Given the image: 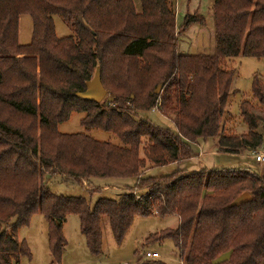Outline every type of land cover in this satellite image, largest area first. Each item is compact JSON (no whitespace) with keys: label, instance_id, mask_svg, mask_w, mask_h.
Returning <instances> with one entry per match:
<instances>
[{"label":"trees","instance_id":"16d2710c","mask_svg":"<svg viewBox=\"0 0 264 264\" xmlns=\"http://www.w3.org/2000/svg\"><path fill=\"white\" fill-rule=\"evenodd\" d=\"M138 2L139 12L131 0H0V112L31 120L25 128L0 120V264L29 257L15 230L36 213L49 224L55 262L65 244L60 225L73 214L94 256L100 253L102 218L119 243L134 217L175 216L174 230L146 242L170 240L184 264H264V176L177 170L143 177L150 168L191 159L188 144L197 139L215 138L217 153L229 155L263 144L256 129L264 127V81L252 80L256 109L239 104L246 134L223 135L219 120L233 76L221 62L237 56L264 60V0H213L214 53L204 56L176 54L173 0ZM22 15L31 21L26 45L17 42ZM53 16L69 36H55ZM194 23L202 21L186 16L182 30ZM96 69L110 103L75 97ZM151 109L173 131L154 126L144 114ZM72 112L83 114L84 130L110 133L120 145L59 133L57 125ZM52 177L89 188L96 180L135 183L115 200L99 198L89 207L82 198L51 194L46 182ZM243 192L249 202L225 208ZM222 255L227 259L214 263Z\"/></svg>","mask_w":264,"mask_h":264},{"label":"rangeland","instance_id":"374dc122","mask_svg":"<svg viewBox=\"0 0 264 264\" xmlns=\"http://www.w3.org/2000/svg\"><path fill=\"white\" fill-rule=\"evenodd\" d=\"M212 1L173 0V9L175 6L176 10L173 33L176 37V54L204 56L214 53L213 35H199L198 30L200 28L195 25L191 29L185 28L184 32L179 29L183 27V21L186 16L195 15L196 18H202L205 22V25L202 26L204 34H210L212 31ZM131 2L134 5L135 12H139L138 0H131ZM52 22L54 34L57 38H64L70 35L58 16H53ZM182 32L183 34L180 35ZM30 35V18L22 15L18 19V44H28ZM221 69L232 71L233 76L223 113L219 120V130L223 135H244L247 133V128L239 116V104L242 101H246L252 104V108H257L251 97V84L254 78L264 81V60L237 56L221 62ZM128 110H131V106H128ZM144 114L154 126L173 131L171 122L160 114L151 113V110ZM82 116L83 114L81 113H70L65 122L57 125V131L62 134L84 133L95 141L120 145L119 141L110 133L95 129L84 130L79 125V120ZM0 120L20 128H25L23 126L31 121L13 113H8L6 110L0 112ZM256 133L261 137V141L264 144V127H258ZM216 141L215 138L197 139L194 144H188L191 154L194 155L191 159H185L178 165L170 164L163 167L150 168L143 172V177L165 176L181 169H188L192 172L243 170L248 174L264 176V164H256L250 152L240 150L237 155L220 154L216 150ZM201 153L204 155L201 156ZM139 157L143 158L141 153ZM145 166L149 167L147 162ZM134 181V179L92 181L93 186L98 188V191H96L95 187H86L84 182L79 184L71 180L63 181L59 177H52L47 180L46 185L50 193L57 197L82 198L89 207H92L99 198L115 200L120 194L127 192V189H131L134 186ZM91 189L94 192H90ZM9 224L13 225L14 220L11 219ZM99 226L101 233L100 253L94 256L89 253L84 238L80 234L77 216L73 214L65 215L59 228L65 244L58 261L55 262L49 253L47 244L49 224L41 214L36 213L29 218L27 225L19 226L15 230L17 241L23 242L29 254L28 258L20 256L18 264H142V254L147 250L157 252L158 260L165 264H184L183 260L178 259L176 249L170 240H159L158 237L154 242H146L151 235L175 229V216L162 218L156 216L134 217L119 243L114 241L105 218H102ZM225 259H227V255H222L214 263Z\"/></svg>","mask_w":264,"mask_h":264},{"label":"water","instance_id":"95a60500","mask_svg":"<svg viewBox=\"0 0 264 264\" xmlns=\"http://www.w3.org/2000/svg\"><path fill=\"white\" fill-rule=\"evenodd\" d=\"M159 88L155 90L157 93ZM75 97L81 101H87L92 103H100L103 99L110 103L112 98L106 97V91L102 87L99 79V69H96L93 73L92 78L85 83V90L82 93H76ZM251 200L248 193L243 192L235 197L228 205L225 206L226 209L238 207L244 203Z\"/></svg>","mask_w":264,"mask_h":264},{"label":"built area","instance_id":"2783aa9c","mask_svg":"<svg viewBox=\"0 0 264 264\" xmlns=\"http://www.w3.org/2000/svg\"><path fill=\"white\" fill-rule=\"evenodd\" d=\"M152 112H154V109H151V113ZM251 156L256 164H264V144L251 152ZM142 258L145 260L158 259V254L156 252L144 251Z\"/></svg>","mask_w":264,"mask_h":264},{"label":"crops","instance_id":"0c3cea01","mask_svg":"<svg viewBox=\"0 0 264 264\" xmlns=\"http://www.w3.org/2000/svg\"><path fill=\"white\" fill-rule=\"evenodd\" d=\"M175 6H174V24H175ZM193 17H196L195 15H193ZM198 17V16H197ZM19 19V18H18ZM198 19H201V21H202V24H197V23H194V24H190L189 26H187L186 28L187 29H191V28H193L192 26L193 25H195V26H197V27H199L197 30H198V34L199 35H213V39H214V25H213V16L211 15V19H212V31L210 32V34H204V29L202 28V26H204L205 25V22H204V20L202 19V18H199L198 17ZM176 27V26H175ZM17 28H18V23H17ZM177 28V27H176ZM179 29H181L182 30V28H179ZM185 31V29H183V32ZM183 32L180 34V35H182L183 34ZM189 35V34H188ZM213 46H214V44H213ZM185 54V53H184ZM188 55H190V54H188ZM201 156H203L204 154L203 153H201L200 154ZM196 156V155H195ZM180 163V162H179ZM179 163H172V165H178ZM170 165V164H169ZM180 171H182V172H185L186 174H188V173H191L192 171H190V170H188V169H181ZM258 176H261V175H258ZM173 217V216H172ZM176 218V217H175ZM178 226V219L176 218V227ZM174 230V229H173ZM147 251H149V252H155V251H150V250H147ZM157 253V252H156Z\"/></svg>","mask_w":264,"mask_h":264}]
</instances>
